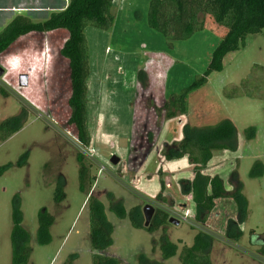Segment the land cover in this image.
<instances>
[{
	"label": "rangeland",
	"instance_id": "obj_1",
	"mask_svg": "<svg viewBox=\"0 0 264 264\" xmlns=\"http://www.w3.org/2000/svg\"><path fill=\"white\" fill-rule=\"evenodd\" d=\"M68 3L0 0V31L17 14L44 20ZM149 3L113 0V25L85 28L88 146L80 143L76 127L68 122L70 70L60 49L69 32H31L0 53V123L10 116H24L23 127L0 140V167L13 164L0 174V264L12 261L16 195L23 226L31 233L28 264H63L71 254L76 255L75 264H92V255L98 251L90 245L89 195L104 203L114 226L113 244L98 253L116 258L118 264H182V247L191 246L199 231L212 237L213 264H264V29L248 35L244 48L226 55L223 70L212 72L204 85L189 91L187 114L167 118L165 104L204 73L225 29L200 15L204 28L170 46L147 22ZM21 74L27 75V86L19 85ZM223 119L235 125V142L213 150L204 172L219 175L227 195L216 200L212 212L201 214L184 183L194 174L189 158L168 159L165 154L185 135L186 125L205 127ZM249 127L256 130L252 139L245 135ZM26 153L27 165L17 166ZM79 154L89 169L86 191L79 189ZM114 156L116 164L111 161ZM257 161L263 174L251 176L253 169L258 170ZM59 179L64 181L66 198L56 204L53 197ZM238 188L248 202L244 219L230 195ZM109 194L127 210L137 206L143 221V207L151 204L179 224L168 219L155 232L134 227L110 209ZM42 208L55 217L52 241L46 245L38 244L36 235ZM231 228L242 231L238 241L228 238ZM165 235L179 247L177 255L167 260L160 249Z\"/></svg>",
	"mask_w": 264,
	"mask_h": 264
},
{
	"label": "trees",
	"instance_id": "obj_2",
	"mask_svg": "<svg viewBox=\"0 0 264 264\" xmlns=\"http://www.w3.org/2000/svg\"><path fill=\"white\" fill-rule=\"evenodd\" d=\"M113 0H69L68 5L59 11L50 13L49 17L40 21H33L31 17L17 14L0 31V53L5 51L19 37L31 32H49L66 29L69 36L60 49V54L69 61L71 94L68 99L70 107L69 124L77 129V138L84 146L90 143L87 127V84L89 75L88 45L85 35L87 26L109 29L114 22L112 13ZM200 15L209 16L225 31L220 42L214 48L208 67L202 75L171 97L165 104L166 117L187 114L186 96L189 91L204 85L208 76L214 71L224 68L227 54L240 50L246 45V38L250 34H257L264 29V0H150L147 22L149 26L163 34L168 44L186 40L194 33L204 28L205 21ZM2 92V89L0 90ZM250 93V92H249ZM251 95V94H248ZM24 116H10L0 123V140L9 138L24 125ZM255 128L245 130L247 139L255 136ZM236 139V127L229 119H223L215 125L192 127L186 125L185 135L172 143L173 147L166 151V157L173 159L187 156L193 166L192 179L188 183L193 202L199 213L208 214L213 211L216 200L227 195L223 179L215 174L204 172L212 158V151L232 146ZM80 167L79 189L86 191L89 181V169L83 164L82 155L77 156ZM13 164L8 163L0 167V174ZM17 166L27 165V153L16 163ZM251 176L263 174L262 164L257 161ZM239 204L242 219L248 214V202L240 189L230 194ZM54 202L60 204L66 198L64 181L59 179L54 192ZM161 198V195L158 196ZM110 209L118 218H128L137 228H144L155 232L168 222L167 212L157 209L148 227L144 226L142 216L138 215L137 206L127 210L123 202L108 195ZM88 208L90 216V245L93 251H103L113 244L114 226L109 221L104 203L96 196L89 195ZM205 221V217L201 218ZM55 217L42 208L38 213L37 242L40 245L52 241L51 227ZM229 229L227 236L232 241H238L243 233L240 230ZM165 233V232H164ZM256 238L254 231L250 232ZM12 261L11 264H28L32 252L31 234L23 226V211L18 195L13 198L12 229L10 233ZM264 253V242H261ZM212 237L205 231L195 234L191 246H183L179 258L182 264H213L210 258ZM161 256L163 260L177 255L179 247L165 235L160 240ZM94 252L92 264H118V260L107 255ZM75 254L69 255L63 264H75Z\"/></svg>",
	"mask_w": 264,
	"mask_h": 264
},
{
	"label": "water",
	"instance_id": "obj_3",
	"mask_svg": "<svg viewBox=\"0 0 264 264\" xmlns=\"http://www.w3.org/2000/svg\"><path fill=\"white\" fill-rule=\"evenodd\" d=\"M3 74V69L0 67V75ZM18 82H19V85L20 86H27L28 84V77L26 74H21L19 75V78H18ZM111 161L116 164L118 162V158L117 157H112ZM143 215H144V218H145V221H144V226L145 227H148L153 219V216H154V213H155V208L153 205L151 204H146L144 207H143ZM169 222L175 224V225H178L179 224V221L176 220L175 218L171 217L169 219Z\"/></svg>",
	"mask_w": 264,
	"mask_h": 264
},
{
	"label": "crops",
	"instance_id": "obj_4",
	"mask_svg": "<svg viewBox=\"0 0 264 264\" xmlns=\"http://www.w3.org/2000/svg\"><path fill=\"white\" fill-rule=\"evenodd\" d=\"M67 5H68V4H67ZM67 5H66V6H67ZM66 6H65V7H66ZM49 9H51V8H49ZM49 9H46V10H43V11H47V10H49ZM27 11H42V8L39 9V10H36V9H33V10H26V12H27ZM54 11H57V10H54ZM54 11H52V12H54ZM58 11H59V10H58ZM50 12H51V11L49 10V13H50ZM52 12H51V13H52ZM39 21H40V20H39ZM23 219H24V215H23ZM30 234H31V233H30Z\"/></svg>",
	"mask_w": 264,
	"mask_h": 264
}]
</instances>
